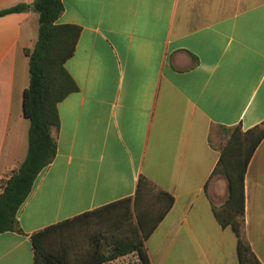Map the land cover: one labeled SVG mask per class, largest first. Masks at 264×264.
Here are the masks:
<instances>
[{"label": "crops", "instance_id": "crops-1", "mask_svg": "<svg viewBox=\"0 0 264 264\" xmlns=\"http://www.w3.org/2000/svg\"><path fill=\"white\" fill-rule=\"evenodd\" d=\"M34 0H0V12ZM80 27L66 68L78 90L58 105L54 161L0 234V264H36L32 235L152 190L139 209L170 211L145 241L151 264H240L216 216L229 196L214 174L223 128L264 122V0H64ZM39 35L33 11L0 16V182L25 161L24 93ZM1 194V191H0ZM116 211H121L118 207ZM244 236L264 264V139L245 176Z\"/></svg>", "mask_w": 264, "mask_h": 264}, {"label": "trees", "instance_id": "trees-1", "mask_svg": "<svg viewBox=\"0 0 264 264\" xmlns=\"http://www.w3.org/2000/svg\"><path fill=\"white\" fill-rule=\"evenodd\" d=\"M39 16V35L35 48L27 51L30 59V82L24 93V115L30 120L29 149L25 161L0 184V234L19 232L18 212L30 195L39 173L57 155L54 130L60 127L58 105L78 86L66 68L73 56L81 29L75 25L58 24L65 10L64 0H34L0 12V16L23 11ZM228 140L222 148L214 174L228 180L229 196L225 205L216 209L222 226H231L238 237L240 264H262L244 236L245 176L249 163L264 139V122L247 131L240 125L223 128ZM152 190L146 178L138 182L136 196L126 198L88 212L71 220L39 230L32 235L36 264H99L130 251L138 250L146 264H151L145 241L170 211L174 198L159 193L162 205L158 211L138 201ZM121 207V211L115 209ZM96 218L99 227L85 242L84 252L74 256L73 249L82 242V225Z\"/></svg>", "mask_w": 264, "mask_h": 264}, {"label": "built area", "instance_id": "built-area-1", "mask_svg": "<svg viewBox=\"0 0 264 264\" xmlns=\"http://www.w3.org/2000/svg\"><path fill=\"white\" fill-rule=\"evenodd\" d=\"M99 264H146V262L141 252L138 250H134L119 255L117 257L105 260Z\"/></svg>", "mask_w": 264, "mask_h": 264}, {"label": "rangeland", "instance_id": "rangeland-1", "mask_svg": "<svg viewBox=\"0 0 264 264\" xmlns=\"http://www.w3.org/2000/svg\"><path fill=\"white\" fill-rule=\"evenodd\" d=\"M224 134H225V138H226V141H225V144H226V142L228 140V135L225 132H224ZM90 221L91 222L89 224L82 225V227L84 228V232L82 233V239L80 240V242H82V243L78 247L73 249L72 254H74V256L76 254H81L84 252L85 242H87V241L89 242V239L97 231V229L100 225L99 223H97L96 218H91Z\"/></svg>", "mask_w": 264, "mask_h": 264}]
</instances>
